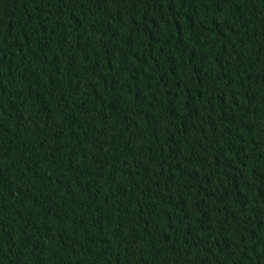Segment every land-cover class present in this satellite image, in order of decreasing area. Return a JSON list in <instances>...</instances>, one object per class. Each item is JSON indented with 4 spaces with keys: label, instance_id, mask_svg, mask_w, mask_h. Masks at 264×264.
<instances>
[{
    "label": "trees",
    "instance_id": "1",
    "mask_svg": "<svg viewBox=\"0 0 264 264\" xmlns=\"http://www.w3.org/2000/svg\"><path fill=\"white\" fill-rule=\"evenodd\" d=\"M0 264H264V0H0Z\"/></svg>",
    "mask_w": 264,
    "mask_h": 264
}]
</instances>
